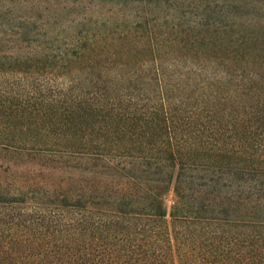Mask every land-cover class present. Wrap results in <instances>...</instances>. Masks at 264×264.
<instances>
[{"label":"trees","instance_id":"obj_1","mask_svg":"<svg viewBox=\"0 0 264 264\" xmlns=\"http://www.w3.org/2000/svg\"><path fill=\"white\" fill-rule=\"evenodd\" d=\"M0 154V264H264V0H0Z\"/></svg>","mask_w":264,"mask_h":264},{"label":"rangeland","instance_id":"obj_2","mask_svg":"<svg viewBox=\"0 0 264 264\" xmlns=\"http://www.w3.org/2000/svg\"><path fill=\"white\" fill-rule=\"evenodd\" d=\"M31 162H29V163H32V160H30ZM16 162V160L15 159H13V157L12 156H8V155H5V154H0V166H2L3 167V169L1 168V170H4L6 167H7V165H11L10 167H11V171L14 169V167H12V163H15ZM17 162H20V161H17ZM25 162H27V161H25ZM35 167V166H34ZM16 169V168H15ZM20 169V168H19ZM24 169V168H23ZM1 170H0V172H1ZM14 171V170H13ZM12 171V172H13ZM21 171V170H20ZM11 172V173H12Z\"/></svg>","mask_w":264,"mask_h":264}]
</instances>
